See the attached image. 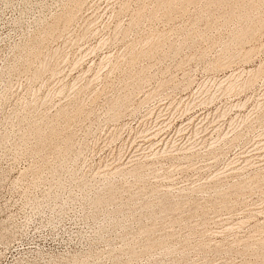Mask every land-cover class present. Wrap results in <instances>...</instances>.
<instances>
[{"label":"rangeland","instance_id":"obj_1","mask_svg":"<svg viewBox=\"0 0 264 264\" xmlns=\"http://www.w3.org/2000/svg\"><path fill=\"white\" fill-rule=\"evenodd\" d=\"M0 264H264V0H0Z\"/></svg>","mask_w":264,"mask_h":264},{"label":"bare ground","instance_id":"obj_2","mask_svg":"<svg viewBox=\"0 0 264 264\" xmlns=\"http://www.w3.org/2000/svg\"><path fill=\"white\" fill-rule=\"evenodd\" d=\"M185 1V0H184ZM187 1H191V0H187ZM194 1V0H193ZM173 2V0H169V3L171 4ZM74 15V14H73ZM71 18H73V16H69L68 18H66L68 21L67 22H69V19H71ZM73 20V19H72ZM71 21V20H70ZM66 22V21H65ZM262 22H263V20H261V24H262ZM260 24V25H261ZM262 26V25H261ZM261 26H260V28H261ZM256 28H253V27H247V28H245L244 30H242V32L241 33H239V34H237V36H236V43L237 44H241L242 43V41L244 40V39H248V38H252L254 35H255V32H256V30L257 29H259L257 26H255ZM154 45V44H153ZM253 50L254 49H251V50H247V52H245V54H244V58H246V59H250V57L252 56V52H253ZM141 55H143V53H140V52H134L133 51V53H132V55H131V60H136L139 56H141ZM231 58V57H230ZM223 60V59H222ZM218 61L216 64H215V67H217V68H221V67H224V66H226V65H228L231 61ZM229 62V63H228ZM228 63V64H227ZM260 71H261V69H258L257 71L255 70V72H251L252 74H251V76H250V78L248 79V81H247V83H252L257 77H258V75L260 74ZM231 79V78H230ZM233 84H235V83H232V82H230V84L229 85H227V88H225V90L227 89L228 91L229 90H233L234 89V87L235 86H233ZM143 167V165L142 166H140V167H138V168H136V170H135V172L136 173H138L139 171H140V168H142ZM254 177H260V174H255L254 175ZM173 208V207H172ZM175 208V207H174Z\"/></svg>","mask_w":264,"mask_h":264}]
</instances>
